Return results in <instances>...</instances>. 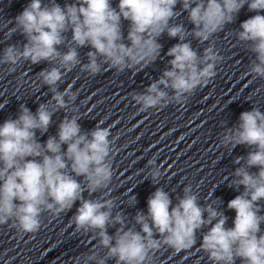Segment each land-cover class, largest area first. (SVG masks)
<instances>
[{
  "label": "clouds",
  "instance_id": "clouds-1",
  "mask_svg": "<svg viewBox=\"0 0 264 264\" xmlns=\"http://www.w3.org/2000/svg\"><path fill=\"white\" fill-rule=\"evenodd\" d=\"M177 4L187 12L194 26L191 31L183 23H172L179 15ZM245 5L256 15L241 22L236 36L255 54L247 75L264 78V15L260 14L264 12V0H118L116 8L111 0H75L63 7L55 0L48 5L42 0H30L9 30H19L27 43L22 49L6 47L0 64L46 61L56 65L39 73L42 83L53 92L55 104L42 103L35 113L21 104L19 116L0 125V225L11 221L10 226L21 234L35 233L41 228L42 213L58 216L79 201L72 217L75 232L92 233L98 240L97 248L106 252L104 256L99 251L77 256L74 264H107L110 259L115 264H153L152 254L162 246L175 252L191 249L197 242V230L204 225L212 226L203 235L200 250L213 264H236L237 260L240 264H264V209L260 205L264 201V112L259 108L242 112L238 126L226 130L220 140L225 148L247 145L253 149L244 165L236 169V179L230 185L244 189L227 205L236 214L233 227H225L227 217L211 205L200 207L188 186L174 207L169 194L157 188L148 198L147 217L136 216L141 231L124 230L122 216H112V199H84L82 195L85 190L95 193L111 184L110 129L98 125L90 134H81L78 118L73 116L59 124L58 138L50 136L45 143L36 138L37 130L42 134L48 130L56 110L66 109L68 101L76 99L77 93L69 88L58 91L57 86L67 72L80 65L77 47L89 45L94 49L87 53L89 62L81 65V71L94 76L105 64L118 73L144 68L160 55L158 38L162 34L178 38L181 43L167 52L172 57L171 68L132 99L140 105V111L160 109L172 102L183 106L197 88L206 86L216 75V65L223 58L212 37L234 23ZM122 20L129 22L130 44L123 42ZM69 31L75 47L62 53L58 46L65 42L64 34ZM188 35L201 43L210 42L202 55L189 42H183ZM149 164L156 183L162 173L154 161ZM251 168L258 171L252 173ZM77 177H83L84 186ZM113 223L121 225L115 236L107 231Z\"/></svg>",
  "mask_w": 264,
  "mask_h": 264
}]
</instances>
